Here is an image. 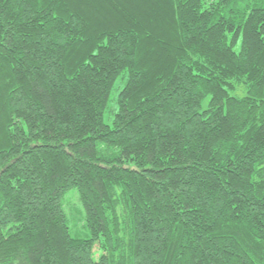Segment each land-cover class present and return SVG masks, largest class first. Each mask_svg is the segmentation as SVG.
Wrapping results in <instances>:
<instances>
[{"label": "trees", "instance_id": "16d2710c", "mask_svg": "<svg viewBox=\"0 0 264 264\" xmlns=\"http://www.w3.org/2000/svg\"><path fill=\"white\" fill-rule=\"evenodd\" d=\"M0 264H264V0H0Z\"/></svg>", "mask_w": 264, "mask_h": 264}, {"label": "rangeland", "instance_id": "374dc122", "mask_svg": "<svg viewBox=\"0 0 264 264\" xmlns=\"http://www.w3.org/2000/svg\"><path fill=\"white\" fill-rule=\"evenodd\" d=\"M238 91H242V89L239 88ZM64 205L69 217L71 234L79 238L89 237L90 231L85 227L83 208L81 207L76 189H71L66 193Z\"/></svg>", "mask_w": 264, "mask_h": 264}]
</instances>
